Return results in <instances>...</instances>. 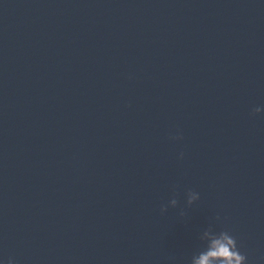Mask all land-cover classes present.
Here are the masks:
<instances>
[{
    "label": "water",
    "instance_id": "1",
    "mask_svg": "<svg viewBox=\"0 0 264 264\" xmlns=\"http://www.w3.org/2000/svg\"><path fill=\"white\" fill-rule=\"evenodd\" d=\"M255 107L264 0H0V264H264Z\"/></svg>",
    "mask_w": 264,
    "mask_h": 264
},
{
    "label": "clouds",
    "instance_id": "2",
    "mask_svg": "<svg viewBox=\"0 0 264 264\" xmlns=\"http://www.w3.org/2000/svg\"><path fill=\"white\" fill-rule=\"evenodd\" d=\"M264 115V107H255L252 110V116ZM173 140H182V136H173ZM180 159H184V154H180ZM179 193L174 192L173 198L161 206V214H166L169 207L176 209L179 207ZM187 206L192 208L199 200L200 195L192 190L187 191ZM181 217H186L187 213L183 210L180 212ZM221 218L216 217L220 222ZM199 240L204 246L202 250L193 254L190 264H248L247 256L243 255L238 247V242L231 231L224 229L219 232L214 227L209 226L200 235ZM7 264H17L14 258H9Z\"/></svg>",
    "mask_w": 264,
    "mask_h": 264
}]
</instances>
